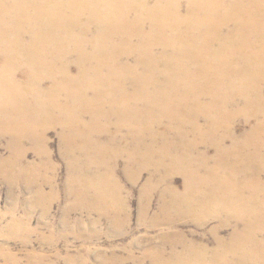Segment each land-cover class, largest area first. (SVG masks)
Here are the masks:
<instances>
[{"label":"bare ground","instance_id":"6f19581e","mask_svg":"<svg viewBox=\"0 0 264 264\" xmlns=\"http://www.w3.org/2000/svg\"><path fill=\"white\" fill-rule=\"evenodd\" d=\"M251 118L238 135L235 122ZM52 130L68 170L63 224L78 213L79 226L84 214L128 225L121 179L134 185L153 166L143 223L159 191L157 218H168L154 226L220 225L215 248L163 233L145 249L151 264H264V0H0V136L10 150L0 178L25 183L36 207L48 195ZM26 228L13 220L6 238L30 245ZM28 261L44 264L34 252Z\"/></svg>","mask_w":264,"mask_h":264},{"label":"rangeland","instance_id":"374dc122","mask_svg":"<svg viewBox=\"0 0 264 264\" xmlns=\"http://www.w3.org/2000/svg\"><path fill=\"white\" fill-rule=\"evenodd\" d=\"M255 120V118H251L248 123H245L243 119H238L235 122L236 133L240 135L244 128L249 129L254 125ZM49 141L52 168L49 167L43 171L45 175L43 177L50 180V184L44 185L48 195L39 201L37 207L33 206L35 193L30 190L28 192L25 183H20L14 178L5 182L3 178H0L1 253L3 251L13 253L19 258L20 264H29L28 256L32 252L36 257H42L44 264H100V260L103 258L112 264H151V259L145 249L150 248L152 251H156L160 246L163 233L172 235L175 230L180 231L178 233L181 240L205 244L209 248L216 247L217 240L213 230L220 225L217 219H206L204 222H200L204 224L201 226L191 222L188 217H181L172 219L174 224L171 226L168 222L164 223L165 225L154 226L153 219L162 221L168 218V216L157 218L160 212L159 191L150 196V210L145 223L139 219L141 189L146 181L152 178L153 166L145 169L134 185L121 179V183L129 192L131 217L128 225L116 229L106 220L92 225L88 222V215L84 214L82 215L84 222L79 226L75 221V218L79 217L78 213L71 214L68 225L63 224V208L71 204V200L65 197L64 182L68 172L67 164L60 156V139L57 130L50 131ZM205 148L200 146L202 150ZM213 153L210 151L211 155ZM9 156L8 139L0 136V160L7 159ZM27 160L37 162L38 158L33 151H28ZM172 182L177 189L182 190L184 179L181 174H175ZM41 184H45L44 181ZM87 210V212H95V206H91ZM169 214L167 215L170 218H174L175 215L172 212ZM13 220L22 223V231L27 226L30 245L24 244L19 236H15V239L6 238ZM175 224L176 226L173 227ZM234 229L235 225L231 222L221 229L219 235L228 240ZM85 232L88 234L84 235ZM166 244L167 252H169V242L167 241ZM69 257L75 258L76 261L69 262L67 260ZM2 262L3 258L0 256V263Z\"/></svg>","mask_w":264,"mask_h":264}]
</instances>
